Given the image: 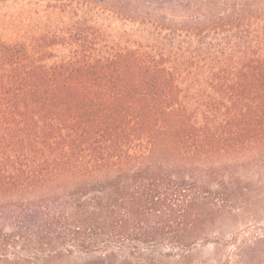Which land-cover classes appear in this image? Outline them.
Listing matches in <instances>:
<instances>
[{"label": "trees", "instance_id": "1", "mask_svg": "<svg viewBox=\"0 0 264 264\" xmlns=\"http://www.w3.org/2000/svg\"><path fill=\"white\" fill-rule=\"evenodd\" d=\"M236 2L180 21L111 0L0 18V264L182 251L245 191L223 158L264 146V4ZM105 13L140 28L106 32Z\"/></svg>", "mask_w": 264, "mask_h": 264}, {"label": "rangeland", "instance_id": "2", "mask_svg": "<svg viewBox=\"0 0 264 264\" xmlns=\"http://www.w3.org/2000/svg\"><path fill=\"white\" fill-rule=\"evenodd\" d=\"M122 6L126 12H138L145 16L165 15L171 20L180 21L188 16L199 17L203 14L224 12L234 5L235 0H111ZM252 6L264 4V0H237ZM32 3L28 6L27 4ZM48 0H4L0 3V18L3 15L23 17L39 22L46 21L45 10ZM60 16L59 11H55ZM127 14V13H126ZM98 27L106 32H132L140 28L137 23L118 19L108 13L96 20ZM233 167L232 181L245 188L236 191L231 201L218 199L217 208L208 214V219L198 229L201 237L190 248L174 251L165 245L154 254L143 258H130L118 254L107 259L101 255L85 256L65 253L46 258L44 264H264V146L247 152L223 158ZM216 200V199H215ZM18 256L29 264L43 258L18 249ZM21 261V260H20Z\"/></svg>", "mask_w": 264, "mask_h": 264}]
</instances>
